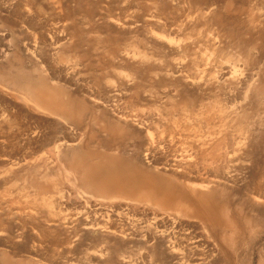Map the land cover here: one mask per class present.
I'll return each instance as SVG.
<instances>
[{"label": "rangeland", "instance_id": "rangeland-1", "mask_svg": "<svg viewBox=\"0 0 264 264\" xmlns=\"http://www.w3.org/2000/svg\"><path fill=\"white\" fill-rule=\"evenodd\" d=\"M228 46L237 49L230 54ZM246 54L258 62L253 80ZM225 55L237 58V79L229 77L230 61L220 66ZM221 67L226 78L217 82ZM43 91L56 100L53 108L43 107L37 95ZM237 109L248 112L245 124L235 121ZM263 111L264 0H0V264H123V257L124 264L130 257L164 264L149 257L151 244L80 225L83 204L65 201L79 190L91 197L83 191L120 176V184L216 182L206 203L212 215L226 213L216 215V228L236 252L222 255L203 226L185 218L186 233L201 240L189 255L195 264H264V190L254 191L264 187ZM243 125H251L247 136ZM223 133L232 143L225 150L233 149L225 171L234 172L217 186L224 171L216 173L198 147ZM57 141L71 144L59 152ZM181 157L182 169L175 163ZM102 193L93 198L127 201ZM43 197L58 198L70 224L45 222ZM114 224L113 230L121 226Z\"/></svg>", "mask_w": 264, "mask_h": 264}, {"label": "bare ground", "instance_id": "bare-ground-1", "mask_svg": "<svg viewBox=\"0 0 264 264\" xmlns=\"http://www.w3.org/2000/svg\"><path fill=\"white\" fill-rule=\"evenodd\" d=\"M214 46H212V47H214ZM235 48H236L235 46H228V48H225V49L228 50L230 54H232L233 53L232 51ZM225 56L226 57L228 56V58H226V60L227 59H229V60H227V61L225 60L226 61L225 62L224 59H223L222 62H221V65H220V62L216 63L215 65L216 66L218 65V67H219V65L223 66L224 63H230L231 60H232L230 58V55H225ZM242 56L244 57V55H242ZM234 57H233V59H234ZM246 57H247V62H249V66H250L249 67V71H250V74H251L250 75V77H251L250 79L253 80L254 77L257 76V72L255 71V65L258 64V62H257V59L254 58L251 54L250 55L248 54ZM236 59L234 60L235 62L233 61L234 63L233 62L230 63V64H232L231 66L233 68H232V70L230 68V70H231L230 73H231L232 76H229V77L232 78V79H237L236 76H237V74L239 72V70L237 68ZM246 67H248V66H246ZM225 74H226L225 68L221 67L219 69L218 75L217 76L215 75L216 76L215 77L216 78L215 81L218 82L219 80L226 78ZM245 81H246V79H245ZM253 83H255V82H253ZM233 86H237V85L234 84ZM238 86H239V84H238ZM47 92H49V91H47ZM47 92L43 91V92L37 93V95L41 96L42 97L41 100L46 103V104H44L45 106H43V107H45L46 109H49V108H53L55 106V104H57V103H56V100L53 101V100L50 99V97H49L50 93H47ZM218 103L220 104V101ZM218 103L216 105H219ZM53 104H54V106H52ZM222 104H223V101H222ZM231 109H232V107H231ZM227 110H230V109H227ZM246 112H245V109H243L242 112H241V110H238V109L233 112L232 115H234L237 118V119H235V121L238 122L239 125H242L243 123L244 124L246 123V121H245V118H247ZM195 113H194V115H195ZM219 113H221L220 110H219ZM219 113L217 112L215 114H219ZM215 116H217V115H215ZM221 116H223V113L221 114ZM125 118H126V115H125ZM122 119H123V117H122ZM128 120H129V118H128ZM225 120H226V118H225ZM138 123H139V121H138ZM145 125H146V123H145ZM243 126L245 127V125H243ZM250 126L251 125L246 126L245 130L243 129V132L245 131V134L247 132V129L249 130V128H251ZM244 127H242V128H244ZM221 128H223V127H221ZM221 128H220V130H221ZM212 129H214V128H212ZM224 131H226V130H224ZM224 131L221 130V132H224ZM221 132H219V135L221 134ZM213 133H215V132H213ZM226 133H228V131ZM171 134H172V132H171ZM215 134H217V133H215ZM215 134H212V135H214L213 137H215ZM223 134H224V136H219L218 138L209 140L210 138H212V135H210L211 137L209 136V139L208 138H204V140L208 139V141L206 140L204 142H201V141H203V138H200V142L201 143L199 145L200 147H198L200 149V152H201L202 155H203V153H205L206 155L204 154V156L210 158V159H208L209 160L208 161V163H209L208 165L216 173H219L220 171H224L222 175H218V177L216 176L218 178V180H219V182H217V184H218L217 186H219V185L222 186L228 180L227 175H229V172L230 171L232 172V170H230V169H229L230 171H227V170L225 171V169L227 167L230 168L228 165L226 167V164L228 163V160L226 159L227 156H228L227 155L228 152H226V151H230L232 149V148H230V149L225 150V148L226 147L229 148L232 143L229 142L230 145L228 144L229 145V147H228L227 146V142H226V140H227L226 137L229 136V135L226 136L225 133H223ZM246 136H247V134H246ZM185 138L186 137H184V139ZM169 139H172L171 136H170ZM228 139H229V137H228ZM233 139H234V137H233ZM233 139L231 140V142H233ZM158 140H160V139H158ZM197 140L195 139L196 142L195 141H193V142H195V144H196V143L199 142V140L198 141ZM242 140H243L242 137H241V140L240 139L238 141L234 140L236 144L235 143H233V144H235V146L237 147L238 146L237 143H239V142L242 143ZM58 141L55 142V147L54 148H55V150L56 149L59 150V152L64 147L69 146L71 144V143H68V142H65V141H63V142H58ZM151 141H153V140H151ZM155 142H156V140H155ZM164 142L167 143V141H163L162 140V144L166 145ZM170 143H171V140H170ZM195 144H193V146L197 147L198 145L196 144L197 145L196 146ZM171 145L173 146L174 144H171ZM160 146H161V149H162V145L160 143H158V142H157V144L153 143L152 144V149L153 150L159 149ZM169 146H166V147H168V149H169ZM190 146H191V142H190V145L188 144V147H190ZM193 146H192V148L194 149ZM235 146L233 145L232 147H235ZM236 147H235V149H237ZM240 147H241V145H240ZM149 149H148L147 154H145L146 156L149 155V153H151V150H149ZM195 150H196V148H195ZM242 150H244V149H242ZM195 152L196 151H194V153ZM201 154L198 153V155H201ZM231 154H232V152H231ZM195 155H196L195 157H197V154H195ZM204 156H203V158H204ZM186 157L183 156V159L187 160ZM190 157L188 156V160H189V158H190V160H192L193 155L190 156ZM183 159L181 157L179 160L175 161V163L177 164L178 168L181 167L182 163L185 164L186 161L184 162ZM190 160H189V162H190ZM203 160L201 159V161H203ZM231 160H232V158H231ZM199 161H200V159H198V162ZM235 161H237V160H235ZM205 163H207V162H205ZM229 164H231V166H232V162L229 163ZM185 165L183 167H185ZM191 166L189 165V167H191ZM206 166H207V164H206ZM191 168H189V169L191 170ZM180 169H182V168H180ZM233 169H235V168H233ZM190 170H188V171H190ZM193 171H194V167H193ZM120 172H122V171H120ZM204 172H205V170H204ZM226 172H228V174H226ZM187 173H188L187 175H189V172H187ZM193 173H195V171ZM201 173H203V172L201 171ZM201 173L199 175H201ZM204 174L206 175V173H204ZM134 175L137 176L138 174L135 172ZM182 175H180V176H182ZM191 175H192V173H191ZM212 175H213V173H212ZM216 177L213 180L217 181ZM230 177H231V174H230ZM120 178H122V177L121 176L118 177L117 180L115 181L116 183H114V184H105V185L101 186V184H99L100 183L99 182L98 183L99 186H95L93 191H87V190L83 191V193L85 192L87 194H91L92 195L91 197L87 196L85 194H82L81 190H79L78 193H75V194H77L76 196H74L75 199L72 198L73 195L71 197L67 193L66 194L69 197H67L65 194L63 195L62 193L60 194V196L61 195H63V197L66 196L67 198L65 197L66 198L65 201L67 203L68 202H72L73 203L74 202L73 200H75L77 202L80 201L79 203L81 204V206L83 204V208H84L83 217L80 220L79 219L76 220L78 223H81L80 225H83L87 229L88 228H90V229H92V228L99 229L101 232H104L107 235H113V233H115V232L118 233V234H121V235H130L136 241H143L146 244H151V249L152 250H149V252H148L149 257L153 258V259L156 258L155 260H157V256H159V257H161L162 261H165L164 264L165 263H169V264L170 263H172V264H195L194 263L195 258H193L194 260L191 258L194 255L191 256L189 254H191V253L194 254L195 253L194 251L197 250L198 246H199L197 244L201 240L198 239V236L197 237L192 236L191 235L192 233H189V232L186 233L187 229L184 230V228L182 227V222L185 221V220L183 221L182 219H185V218L186 219L193 218V219L197 220L203 226L204 231L206 232L204 234H206L207 238L211 239L215 243V245H217L219 247V249H220L219 251H221L222 255L227 256L230 253L233 254V252L235 251V248H233L232 243H230V241L232 239H228L230 237L226 236L225 231L222 230V229L220 230V233H218V231H217L218 229L216 228V223H215V220H214L216 215H218V217L221 219V218H224L225 216H227L226 213L223 212V214L221 216H219V214H221L222 212H218V210H217L215 212V214L212 215V213H213L212 211H213L214 208H212V211H211V208L206 203L207 202L206 199H208V197L212 193V191H217V189H219L216 186H215L216 190L213 189L212 185H213V183H216V182L210 181V180H207V179H202L201 181H196L195 180L196 182L193 183V182L190 181V179H187V177H186V179L183 180L185 182L183 184H179V186H174V185L170 186L169 184L162 183V182L158 181L159 179H157V180L156 179H153V180L146 179L148 181H146V180L136 181L135 180V181H131V183H127V184L122 183V184H120V182L124 181V180H120ZM145 178H147V177H145ZM181 178H183V177H181ZM72 179H73V176H72ZM191 180H193V178ZM90 181H92V179H88V183L89 184H91V183H93V185L97 184V182H95V181L94 182H90ZM125 181H126V179H125ZM109 182H107V183H109ZM52 184L54 185L55 183L52 182ZM116 184H119V185H116ZM72 185H74V184H72ZM74 187H75V185H74ZM100 190H103V193H102L103 195H99L102 198H107V197H110V198H115V197L116 198H121V197H124V199H126L127 201L124 204H122L119 201L120 204H118V202H116L117 200L116 201L115 200H110L109 201V200L105 199V200H107L109 202H107V201L104 202L103 200H101V198L100 199L93 198V197H97L96 196V192L100 191ZM263 190H264V187H262V185H260V184H257L256 187L254 188L255 196L261 195ZM76 191H77V189H76ZM70 195H71V192H70ZM60 196H58V198H60V199L62 198L63 199V197H60ZM261 197H264L263 193H262ZM58 198H56V201H55L56 203H58L57 202ZM262 199H264V198H262ZM41 200L42 199H40V201L38 200L39 202L38 201L37 202L38 203L42 202L44 204V206L47 207L50 210V212H49L50 214L48 213L49 216L46 218L45 222L47 221L48 223H54V224H62V222H64L66 224L67 223L70 224V222H67V221H69L68 218H66V216H63L62 213H61L60 206H59L60 203H58V207H59V211H58V209H56V208H58V207H56L57 204H55V202H53L54 200L52 198H50V200H46L43 197V200L42 201ZM51 200H53V201H51ZM114 201L118 205L115 204ZM121 201H123V200H121ZM121 204L123 206H121ZM60 205H62V202H61ZM122 211H124L125 213L122 212ZM37 216H38V214H37ZM78 218H79V216H78ZM114 223H116V224H114ZM112 224H114V225H118L119 224L121 226L118 225L120 227L119 229H118V227L116 228V226H115L114 229H116V230H113L112 229L113 228ZM221 228H223V227H221ZM205 247L207 248V246H205ZM212 247L214 248V246H212ZM213 248L212 249L210 248V249L212 251L216 250V249L213 250ZM204 251H206V250H204ZM212 251H210V252H212ZM121 252H119V253H121ZM100 253H101V251L99 252V255H102V253L101 254ZM106 253H107V251H106ZM203 253H202V255L204 256ZM198 256H201V254L198 255ZM207 256H209V254H207ZM124 258L125 257H123V262H122L123 264L126 262V261H124ZM232 258H233V256H232ZM129 259H130V264H132L133 260H131V257ZM199 259H201V258H199ZM127 260H128V258H127ZM203 261H204V259H203ZM137 262H139V261H137ZM150 262H152V261H149V263ZM154 263H156V262H154ZM133 264H135V263H133Z\"/></svg>", "mask_w": 264, "mask_h": 264}]
</instances>
